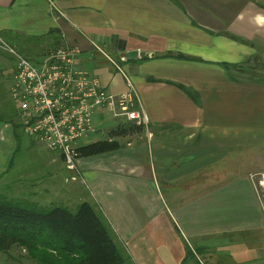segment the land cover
<instances>
[{
	"label": "crops",
	"instance_id": "crops-1",
	"mask_svg": "<svg viewBox=\"0 0 264 264\" xmlns=\"http://www.w3.org/2000/svg\"><path fill=\"white\" fill-rule=\"evenodd\" d=\"M51 31L111 93L124 80L100 56L121 67L146 118L136 141L75 159L123 264H264V0H0V41L44 38L15 50L32 63Z\"/></svg>",
	"mask_w": 264,
	"mask_h": 264
},
{
	"label": "built area",
	"instance_id": "built-area-1",
	"mask_svg": "<svg viewBox=\"0 0 264 264\" xmlns=\"http://www.w3.org/2000/svg\"><path fill=\"white\" fill-rule=\"evenodd\" d=\"M0 48L14 61L8 93L22 134L59 154L68 169H74L76 142L96 132L94 117H106L115 125H146L129 78L101 50L123 77L126 89L121 93L107 91L96 77L76 68L75 48L49 50L36 64L2 41ZM258 177L264 191V174Z\"/></svg>",
	"mask_w": 264,
	"mask_h": 264
},
{
	"label": "trees",
	"instance_id": "trees-1",
	"mask_svg": "<svg viewBox=\"0 0 264 264\" xmlns=\"http://www.w3.org/2000/svg\"><path fill=\"white\" fill-rule=\"evenodd\" d=\"M52 34L53 31L48 36V46H52L51 50L61 45V41L53 38ZM2 37L26 57L32 55L35 46H40L45 41L43 37L24 40L11 34ZM174 58L187 59L180 55ZM177 87L195 104H199L192 91ZM2 97L1 91L0 101ZM6 116L5 114L0 116V123L6 122L11 126L17 150L19 148L17 131L21 129L16 121V113L14 111L11 116ZM142 131L144 127L132 124L119 125L110 133L111 138L77 147L74 150V158H88L115 152L121 145L113 139L114 137L141 134ZM60 158L62 160V157ZM15 245L25 249L29 258L37 264H123L125 260L102 216L86 202L71 212L61 206L41 208L34 204L0 197V251L6 252ZM186 251L189 256L190 250Z\"/></svg>",
	"mask_w": 264,
	"mask_h": 264
},
{
	"label": "rangeland",
	"instance_id": "rangeland-1",
	"mask_svg": "<svg viewBox=\"0 0 264 264\" xmlns=\"http://www.w3.org/2000/svg\"><path fill=\"white\" fill-rule=\"evenodd\" d=\"M14 48V50L19 52L17 47ZM51 48L52 46L45 45V48L43 49L44 52H47L51 50ZM1 51L2 50L0 49V52ZM1 53L0 61L1 56H3V60H5V62L3 61V81L4 83H7L4 84L5 89L0 90V93L1 91L3 92V97L0 101V116L4 114L11 116L15 111V108L10 99L8 88L11 84L13 72L8 73V70L10 71L11 68L8 61L9 55L4 51ZM100 57H102L104 59L103 61L107 63L109 69L107 74H111L112 76L116 75L118 77L120 74H118L119 72L115 67L105 57ZM108 58L113 62L110 57ZM93 73L95 74L96 72L93 71ZM100 79L102 85L108 83L107 76L101 75ZM103 119L102 116L94 117L93 125L96 128V132L78 140L75 146L82 147L111 138L109 136L110 133L121 124L115 125L108 122L106 117L104 120ZM100 120L104 123H101ZM10 130L12 129L8 123H0V197L14 200L16 202L34 204L41 208L61 206L71 212H74L77 206L83 202L92 204L91 195L83 183V178L75 165V161L73 163L74 169H68L61 158L58 157L57 153L50 152L43 144L30 143L28 141L29 139L21 133V130L17 131L19 148L16 150L14 135L12 136L9 134ZM140 136L142 135L134 134L122 138L114 137L113 139L117 140L120 145L124 146L128 142L136 141ZM255 157H258L256 162L263 164L264 166V153H260L258 156L256 154ZM92 161L93 160H89L88 162ZM255 166H258L257 163H255ZM261 174H264V172L257 173L254 178L259 180L258 176ZM258 192L264 205L263 188H259ZM0 264L37 263L29 258L25 249L15 245L9 248L6 252L0 251Z\"/></svg>",
	"mask_w": 264,
	"mask_h": 264
},
{
	"label": "water",
	"instance_id": "water-1",
	"mask_svg": "<svg viewBox=\"0 0 264 264\" xmlns=\"http://www.w3.org/2000/svg\"><path fill=\"white\" fill-rule=\"evenodd\" d=\"M125 58L128 60L137 58V52L136 51H130L125 54Z\"/></svg>",
	"mask_w": 264,
	"mask_h": 264
}]
</instances>
